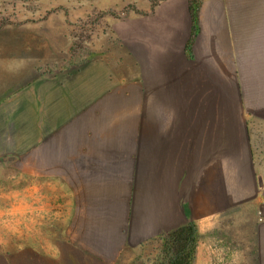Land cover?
<instances>
[{
	"label": "crops",
	"instance_id": "obj_1",
	"mask_svg": "<svg viewBox=\"0 0 264 264\" xmlns=\"http://www.w3.org/2000/svg\"><path fill=\"white\" fill-rule=\"evenodd\" d=\"M125 34L124 88L116 97L84 111L38 107L28 94L31 121L45 110L46 135L63 127L36 143L30 160L58 178L51 182L64 191L62 202L97 208L85 242L100 250L107 243L116 256L128 223L164 234L243 216L246 205L260 213L264 162L250 142L241 64L245 47L264 56V0H203L195 23L189 0H167ZM130 203H141L139 220L128 217Z\"/></svg>",
	"mask_w": 264,
	"mask_h": 264
},
{
	"label": "rangeland",
	"instance_id": "obj_2",
	"mask_svg": "<svg viewBox=\"0 0 264 264\" xmlns=\"http://www.w3.org/2000/svg\"><path fill=\"white\" fill-rule=\"evenodd\" d=\"M166 1L0 0V92L7 95L0 100V264H158L162 258L167 232L147 235L139 222L123 229L116 256L107 243L100 250L85 242L97 208L62 202L64 191L51 182L58 178L30 160L32 147L63 127L46 135L52 123L45 110L31 121L34 99L28 94L38 107L84 111L116 97L124 88L126 26L152 16ZM257 52L244 49L242 101L255 160L264 162V56ZM53 90L58 94L47 96ZM32 166L42 172L33 175ZM140 204L130 203L128 217L139 220ZM248 206L243 216L195 223L193 264H264V205L260 213Z\"/></svg>",
	"mask_w": 264,
	"mask_h": 264
},
{
	"label": "trees",
	"instance_id": "obj_3",
	"mask_svg": "<svg viewBox=\"0 0 264 264\" xmlns=\"http://www.w3.org/2000/svg\"><path fill=\"white\" fill-rule=\"evenodd\" d=\"M201 1L190 0V10L194 23ZM198 241V227L193 222L166 233L162 248V258L158 264H193Z\"/></svg>",
	"mask_w": 264,
	"mask_h": 264
}]
</instances>
